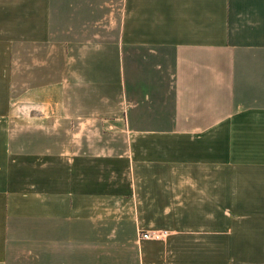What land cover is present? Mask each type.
Wrapping results in <instances>:
<instances>
[{
  "label": "crops",
  "instance_id": "obj_1",
  "mask_svg": "<svg viewBox=\"0 0 264 264\" xmlns=\"http://www.w3.org/2000/svg\"><path fill=\"white\" fill-rule=\"evenodd\" d=\"M14 11L0 264H264V0Z\"/></svg>",
  "mask_w": 264,
  "mask_h": 264
},
{
  "label": "rangeland",
  "instance_id": "obj_2",
  "mask_svg": "<svg viewBox=\"0 0 264 264\" xmlns=\"http://www.w3.org/2000/svg\"><path fill=\"white\" fill-rule=\"evenodd\" d=\"M25 2V1H24ZM26 2H30V1H26ZM18 6V0H0V21H1V25H0V34H6L4 35L5 37L3 38V40L7 41V43H0V45H3L2 47H0V63L2 60H4V56H17V51L16 50V44H15V40L14 42L11 41L13 38V35L11 32H7L5 31V29H7L6 26H4L5 23V16L7 14L11 15L13 12H15L14 10L17 8ZM12 12V13H10ZM14 15V14H12ZM4 27H6L4 29ZM14 27H16V25H14ZM1 41V40H0ZM4 65L0 64V76L2 77V81L4 78H6V72L7 70H5L3 72L4 69ZM5 74V76H4ZM15 75V74H14ZM0 81V85L2 84ZM12 82L14 83V81L12 80ZM3 84H5L3 82ZM33 99H35L33 96H31V94H29V96H25V97H20L17 96V92L15 94H13L10 97V102L9 105L12 107V112L10 113L9 118L8 117H3V113L0 111V167L2 165V163H6V156L5 159L3 158V154H6L5 148L8 147L6 143H8L10 141L9 138H11L12 136H15L16 134H14L16 132V129L13 128H9V129H3L2 126L4 123H2V121H12L14 124V122L17 120H33L32 118V106L35 104L33 102ZM7 101H5L4 97H2L1 95V90H0V108L4 107L6 105ZM42 106H45V104H41ZM18 107H20L22 110L25 109V113H22L20 111V109H18ZM18 110V112H17ZM1 159L5 160V161H1ZM0 214H1V210H0ZM143 232V231H142ZM151 233H153V231H149ZM140 233V231H139ZM151 240H155V239H151ZM155 241H160V240H155ZM242 260H244V257L240 259L241 263L244 264H256L253 260L248 259V260H244V262H242Z\"/></svg>",
  "mask_w": 264,
  "mask_h": 264
},
{
  "label": "built area",
  "instance_id": "obj_3",
  "mask_svg": "<svg viewBox=\"0 0 264 264\" xmlns=\"http://www.w3.org/2000/svg\"><path fill=\"white\" fill-rule=\"evenodd\" d=\"M169 232L168 231H161V232H149V231H140L139 236L140 239L142 240H162L168 236Z\"/></svg>",
  "mask_w": 264,
  "mask_h": 264
}]
</instances>
